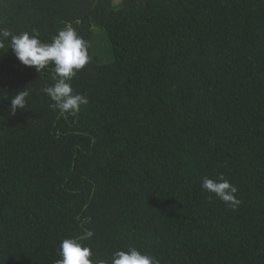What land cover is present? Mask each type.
Returning a JSON list of instances; mask_svg holds the SVG:
<instances>
[{
  "label": "trees",
  "instance_id": "obj_1",
  "mask_svg": "<svg viewBox=\"0 0 264 264\" xmlns=\"http://www.w3.org/2000/svg\"><path fill=\"white\" fill-rule=\"evenodd\" d=\"M65 27L89 56L76 116L50 106L51 65L0 48V264H55L85 229L92 259L264 264V0H0L14 34ZM221 175L235 209L201 187Z\"/></svg>",
  "mask_w": 264,
  "mask_h": 264
},
{
  "label": "clouds",
  "instance_id": "obj_2",
  "mask_svg": "<svg viewBox=\"0 0 264 264\" xmlns=\"http://www.w3.org/2000/svg\"><path fill=\"white\" fill-rule=\"evenodd\" d=\"M5 42L24 66L35 68L38 73L52 66L54 83L43 91L53 102L50 105L53 110L76 116L81 106L89 103L87 95L74 93L71 85L72 78L89 60L86 42L74 28L60 29L50 43L41 41L35 30L32 33L22 31L14 34L7 28H0V48L5 46ZM28 96L29 92L23 89L11 97L10 108L13 114L27 107ZM201 187L233 209L240 204L236 195L237 187L223 175L215 179L205 176ZM91 237L92 233L85 229L79 237L62 239L59 245L60 258L55 264H160L156 257L135 247L117 250L110 259H92V249L84 243Z\"/></svg>",
  "mask_w": 264,
  "mask_h": 264
},
{
  "label": "rangeland",
  "instance_id": "obj_3",
  "mask_svg": "<svg viewBox=\"0 0 264 264\" xmlns=\"http://www.w3.org/2000/svg\"><path fill=\"white\" fill-rule=\"evenodd\" d=\"M121 0H113V7L117 8L118 5L120 4ZM104 32L103 28H101L100 26H96L95 27V33H96V38L99 42L102 43L103 46H105L104 50H108L110 52V43L108 41V38H99L98 34H102ZM112 55H110L107 59H104L103 62L105 61H110L112 60Z\"/></svg>",
  "mask_w": 264,
  "mask_h": 264
}]
</instances>
